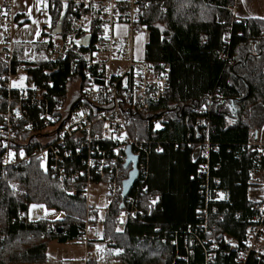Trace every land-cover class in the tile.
<instances>
[{
  "label": "trees",
  "instance_id": "trees-1",
  "mask_svg": "<svg viewBox=\"0 0 264 264\" xmlns=\"http://www.w3.org/2000/svg\"><path fill=\"white\" fill-rule=\"evenodd\" d=\"M147 1L149 5L139 22L149 35L145 59L156 71L165 65L170 71L168 97L155 109L170 111L171 118L163 131L152 133L146 128L152 144L147 147V175L137 187L141 192L137 193L138 208L144 215L138 214L120 226L115 220L119 205H113L101 220L97 209L88 212L86 201L73 194L71 183L52 178L35 158L9 168L0 177V234L5 237L0 242V264L44 263L51 243H76L88 215L94 225L101 223L104 228L99 242L120 252L124 264H173L177 250L185 254L183 246L191 237L190 229L202 236L197 211L205 207L207 187L208 192L218 189L227 195L224 201L211 199L208 204L211 213L217 209L211 214V227L239 239L245 236L253 215L248 198L250 173L259 158L257 149L248 145L258 126L253 118L258 109H264V21L238 19L233 13L238 0ZM64 10L58 5L50 7L53 29ZM65 12L61 34L66 40L79 31L86 11L74 13L69 7ZM21 17L17 15L16 21ZM226 37L228 42L224 41ZM49 49L53 50L52 44ZM42 53L44 56H39ZM221 53L234 62L222 60ZM37 56L34 62L19 61L27 65L29 80L53 107L57 100L68 96L76 78L73 58H49L46 51ZM209 98L213 100L207 112L213 150L206 176L198 173L199 151L189 144L204 138L198 134L200 116L194 109L201 108ZM5 111L0 89V127ZM34 204L63 213L65 218L22 221L19 217H27ZM51 223H57L55 232L42 233ZM173 241H178L179 247L173 246ZM92 244L89 238V247ZM204 260L202 251L196 248L190 263L202 264ZM233 260L234 255L223 258L224 264H232Z\"/></svg>",
  "mask_w": 264,
  "mask_h": 264
},
{
  "label": "built area",
  "instance_id": "built-area-1",
  "mask_svg": "<svg viewBox=\"0 0 264 264\" xmlns=\"http://www.w3.org/2000/svg\"><path fill=\"white\" fill-rule=\"evenodd\" d=\"M14 1L3 0L0 3V35L3 37L0 89L6 103V121L0 127V177L9 168H17L37 158L52 178L74 186L73 194L87 202L88 212L91 210L88 203L91 187L104 184L107 187L106 213L113 205H119L120 212L115 220L120 226L138 214L144 215L138 208L137 193L141 192L137 187L147 175V147L152 141L146 132L138 129V125L148 122V128L156 133L163 131L171 118L170 111L155 109L168 97L169 66L156 71L145 58L136 56L137 42L146 32L139 27V22L149 2L42 0L47 7L58 5L61 10L70 7L74 13L86 11L79 31L73 36L76 41L86 37L90 39L85 49L70 45L62 52L63 58L72 56V72L76 73V78L68 96L60 98L51 107L41 89L29 80L27 65L16 58L13 49V31L17 22ZM47 10L41 8L39 17L45 18ZM228 38L224 41L228 42ZM220 57L234 62L224 53ZM79 63L82 64L81 70L78 69ZM22 73L27 75L28 88H14L13 83L20 80ZM212 104L213 100L209 98L201 108L194 109L200 116L196 127L198 134L204 138L200 143L189 144L191 149L200 152L198 173L206 176H209V155L213 150L207 117ZM33 111L37 114L33 115ZM248 146L256 148L259 153L258 162L250 173L251 184L259 185L264 183V145L255 142L252 135ZM128 147L137 158L139 174L129 196L124 199L123 181L133 168L132 165L124 168ZM158 149L161 152V148ZM208 189L205 207L197 211L202 236L194 235L190 229L191 237L183 246L185 254L177 250L173 264H191L190 258L196 248L205 257L202 264H224L223 258L230 255H234L232 264H264V194L252 201L253 215L245 236L239 239L228 233H218L215 226L211 227V214H215L217 209L211 213L208 204L211 199L224 201L227 195L222 190L208 192ZM141 191L146 193L145 188ZM122 204L123 209L120 208ZM21 220L26 222L29 219L23 216ZM84 226L78 240L88 246V235L92 229L89 215ZM56 228L57 223L48 224L42 233H53ZM172 245L179 247L178 241H173ZM85 264L94 262L88 259Z\"/></svg>",
  "mask_w": 264,
  "mask_h": 264
},
{
  "label": "rangeland",
  "instance_id": "rangeland-1",
  "mask_svg": "<svg viewBox=\"0 0 264 264\" xmlns=\"http://www.w3.org/2000/svg\"><path fill=\"white\" fill-rule=\"evenodd\" d=\"M3 0H0V3ZM45 8L47 14L45 18L39 17V10ZM14 13L22 16L21 19L16 22L13 31V49L18 54L21 61L34 62L37 60V54L39 52H45L49 58L55 59L62 56L64 52L71 45V38L68 36L65 40L63 34L54 35V21L50 13V7L42 0H15L14 1ZM45 33V35H43ZM0 35V46H1ZM148 32L146 31L141 36V48L144 51V46L148 42ZM52 44L53 50L50 51L49 46ZM141 54V53H140ZM39 56H44L42 53ZM142 54L140 55V58ZM14 88L27 89V75L22 74L19 81L13 83ZM148 122H142L138 125V129L146 132ZM200 153V152H199ZM18 188V186H16ZM15 187V189H16ZM91 194L89 197L90 209L95 208L99 212V217L103 220L106 217V196L107 187L104 184L93 185L91 187ZM264 190V184L253 185L249 189L248 198L250 201H255L262 195ZM17 191V189H16ZM87 204V202H86ZM35 205V207H33ZM31 205L28 212V219L31 222L39 220L59 221L65 218L63 213H59L56 210L47 208L44 205ZM87 218V217H86ZM91 219V216H90ZM103 226L101 223L94 225L92 222V229L89 231V238L103 239L102 231ZM4 236L0 234V242L4 240ZM98 239V240H99ZM79 245H76V244ZM67 247H59L53 244V247L48 251L50 258V264H85L89 259L94 264H124L119 259L120 252L114 250L108 258H106V245L97 242L93 248H89V245H85L77 241L71 243ZM52 246V245H51ZM61 246V245H60ZM90 249V250H89ZM83 260V262H82ZM97 261V263H95Z\"/></svg>",
  "mask_w": 264,
  "mask_h": 264
},
{
  "label": "crops",
  "instance_id": "crops-1",
  "mask_svg": "<svg viewBox=\"0 0 264 264\" xmlns=\"http://www.w3.org/2000/svg\"><path fill=\"white\" fill-rule=\"evenodd\" d=\"M233 13L238 19H257V20L264 21V0H238L236 7L233 9ZM141 40L142 39L140 37L138 42H137L136 56L140 58V55L142 54L141 58H145L146 45L144 46V51H143L141 48ZM2 42H3V37H1L0 48L2 47ZM15 55L17 56V58L19 60L20 57L18 56V54L15 53ZM263 114H264V109H258V111L256 112V115L252 121L255 124V127L258 125L257 128L254 130L255 142H257L258 144H261V145H264V122L260 123L261 117ZM263 194H264V190H263V193L261 196H263ZM98 239L99 238H92L91 239L93 241L91 248H93L97 244V242H99ZM53 244H55L59 247H62V248L67 247L68 245H72V244H59L57 242L51 243L47 249V260L42 264H50V258L48 256V251L50 250L51 247H53ZM102 244H104V243H102ZM76 245H79V244L77 243ZM113 252H114L113 249L106 247V253H107L106 258H108V256ZM82 262H83V260H82ZM96 263H97V261H96ZM80 264H82V263H80ZM97 264H99V263H97Z\"/></svg>",
  "mask_w": 264,
  "mask_h": 264
},
{
  "label": "water",
  "instance_id": "water-1",
  "mask_svg": "<svg viewBox=\"0 0 264 264\" xmlns=\"http://www.w3.org/2000/svg\"><path fill=\"white\" fill-rule=\"evenodd\" d=\"M65 11H66V9L64 10L62 17H61L59 23L57 24V27L53 31L54 35H58V34L60 35L62 33L63 22L65 19V13H66ZM89 42H90V39L88 37H86V38H83L82 40L76 41L75 45L79 48L85 49L86 47H88ZM75 105H76V103L73 105V107ZM127 156H128V159L124 165V168L128 169V167L130 165H132L133 168L131 171H129L128 178L123 181L122 196L124 199H126L129 196L132 188L134 187L135 182L137 181L138 174H139L138 168H137V158L132 154L131 147H128V149H127ZM120 208L123 209L124 204H122Z\"/></svg>",
  "mask_w": 264,
  "mask_h": 264
},
{
  "label": "bare ground",
  "instance_id": "bare-ground-1",
  "mask_svg": "<svg viewBox=\"0 0 264 264\" xmlns=\"http://www.w3.org/2000/svg\"><path fill=\"white\" fill-rule=\"evenodd\" d=\"M71 38V45H75V42H76V40H75V37L74 36H72V37H70ZM76 46V45H75ZM77 47V46H76ZM22 74H24V73H22ZM21 74V75H22ZM21 75H20V78H21ZM5 115V114H4ZM5 121H6V117H4L3 118V122H2V125L5 123ZM136 183V182H135ZM96 185H98V184H96ZM135 185V184H134ZM20 219H21V216L19 217ZM77 241H79V240H77ZM76 241V242H77Z\"/></svg>",
  "mask_w": 264,
  "mask_h": 264
},
{
  "label": "snow or ice",
  "instance_id": "snow-or-ice-1",
  "mask_svg": "<svg viewBox=\"0 0 264 264\" xmlns=\"http://www.w3.org/2000/svg\"><path fill=\"white\" fill-rule=\"evenodd\" d=\"M157 127H159V125H157ZM33 207H35V205Z\"/></svg>",
  "mask_w": 264,
  "mask_h": 264
}]
</instances>
